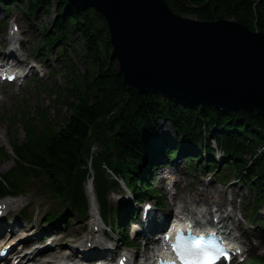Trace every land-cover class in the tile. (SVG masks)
Returning <instances> with one entry per match:
<instances>
[{"label": "trees", "instance_id": "16d2710c", "mask_svg": "<svg viewBox=\"0 0 264 264\" xmlns=\"http://www.w3.org/2000/svg\"><path fill=\"white\" fill-rule=\"evenodd\" d=\"M27 1L30 11L51 14L52 0ZM56 1L55 30L47 34L53 35L52 42H67L72 32L79 31L83 43L80 49L86 54L88 68L85 73L68 79L72 89L63 104L71 114L63 123L42 133L33 123L25 122L27 142L12 141L19 162L3 180L14 193L23 189L33 176L44 177L53 198L73 205L79 214H84L88 204L85 183L91 175V160L95 191L104 215L109 212L108 192L118 188L105 166L132 185L139 199L145 198L151 192L146 179L150 172L140 175L139 170L144 167L148 170L145 162L151 157L155 122L159 117L173 123L182 144H199L210 155L213 148L207 135L210 128H215L210 137L222 145L224 165L242 162L236 164L246 171L244 181L251 188L264 191V150L250 166L244 159L264 146V116L196 105L163 92L142 94L130 89L112 55L104 16L93 7L78 8L69 0ZM166 2L181 16L203 21L235 20L264 32V0ZM95 146L98 150L92 152ZM6 186L0 181V194H4ZM131 209L134 211L133 205L126 215Z\"/></svg>", "mask_w": 264, "mask_h": 264}, {"label": "water", "instance_id": "95a60500", "mask_svg": "<svg viewBox=\"0 0 264 264\" xmlns=\"http://www.w3.org/2000/svg\"><path fill=\"white\" fill-rule=\"evenodd\" d=\"M107 22L125 84L225 111L264 116V32L181 16L166 0H69Z\"/></svg>", "mask_w": 264, "mask_h": 264}, {"label": "rangeland", "instance_id": "374dc122", "mask_svg": "<svg viewBox=\"0 0 264 264\" xmlns=\"http://www.w3.org/2000/svg\"><path fill=\"white\" fill-rule=\"evenodd\" d=\"M57 5L58 2L56 0H52L51 14L48 17L42 16V26L40 28L41 34L37 33V31L29 24L27 17L20 9L14 8L12 14H8L7 12L2 10H0V13L6 18L11 17L12 15L15 16L14 19L9 18L8 25L10 26L13 22L18 23L22 30L21 38L24 40L22 43L23 45H26L29 50H31L32 47L42 39V27H45V29L48 30L53 27L55 19L57 18ZM0 34L2 37L7 38V31L2 30L1 28ZM78 38H81L80 32L74 31L72 34V40L74 41L73 44L76 48H79L77 42ZM74 46H69L67 48V53L68 55H70L76 65L75 71L85 73L87 71L88 65L86 64L83 56L75 52ZM58 55V49L55 48L54 52L50 54L49 60L47 62L48 69L44 70V72L41 74V77H39V82L41 84H46L54 89L52 97H49L46 93H44L42 89L35 90V84H33L32 81L28 82L26 86H19V88L16 87V89H13L12 86H5V88L0 89V93H2V95L0 96V149L7 147V149L11 153L9 138L17 141V138L14 137L15 134L19 135L21 141L24 140V132L21 129L22 122L20 118H15L17 117L16 115L18 111L22 110L23 105L25 106V108L28 107L30 109L32 113L30 114L31 117H37L38 109L44 110L48 118L52 119L53 122H58L70 116L71 111L64 108L58 100L55 101L56 95L58 93L56 92V89H59V91L63 90L67 83V80L64 76L65 73H67L65 63L63 57H57ZM64 56L67 57V55ZM54 70L55 73H52ZM38 106L39 108L37 109ZM15 121H17L18 123L17 132H14V128L10 129V125H12ZM158 133L160 134V136L164 137L174 138L176 136L174 128L169 121L160 122ZM161 142L162 141H159V143ZM94 150H96V148H94ZM10 157L11 158H9V160L0 159V175H4L14 166V155L12 154L10 155ZM168 166L176 169L175 173L178 175V177L175 179L176 182H179L177 195L179 197H183L184 200L189 203V205L192 204L193 200L201 197L202 202L195 207L197 208L199 206H203V209L206 210L210 209L209 204L217 201L224 207L226 206V209L229 210L228 213L235 217L234 226H241L240 235L242 237H246L247 239L251 240L257 239V242L259 240L262 242L264 241V228L261 227L262 222H264V201L260 203V211L256 213V217L253 220L251 217H249L250 210L248 212V217H246L245 210H247L248 207L245 206L240 200L245 198L248 202H250V204H253L254 195L252 193H248L247 190L243 188L242 181L235 179L232 173L230 176L231 182L224 185L219 181V174L216 178H213V176H204V174L200 170L195 171L190 168L189 163L186 161H182L180 159L176 160V162L170 161L168 162ZM161 171L162 169H160V173ZM223 171L225 173L228 172L227 169H223ZM155 186L157 187V185ZM158 187L161 189V194L165 197L168 207L167 211L157 209L158 216H160L161 219L162 216H173L175 213V208L180 205V200H174V198L172 197V193L176 191L173 189L174 192H168L162 183ZM203 188H206V190H208V193L214 195V197L212 199H208V197L203 196L197 197V192ZM27 190L29 193L25 194V196H28L24 198V201L20 202V205L12 208L10 214H17V212L20 211L23 207L28 206V212L34 213L35 220L32 225H24L21 219L13 218L8 223L14 225L16 221L18 222V224L15 225L14 231L16 232L20 229V237L25 235L24 232L36 231L38 234V239L43 238L41 234H43L45 231H48L49 234H52L50 238V246H52L53 244V246L55 247L57 242H61L63 244L58 245L57 249L55 250L59 254L77 252L75 245H77V243L84 238L83 236L88 230V220L90 218V215H88L89 217H86L87 215H85V217H78V214L74 213L70 207H67L68 213L65 220H60L56 223L54 222L55 224H48L47 217L48 215L50 217L49 213L58 205H55L53 203L52 199L49 197L45 189L41 190L39 188V184H34L33 188ZM121 199V194H119L117 191H112L110 193V207L115 210L114 208L117 207ZM213 206L214 209L217 208L216 204H214ZM233 208L236 209L234 213L232 210ZM52 213L55 214L54 211H52ZM113 221H116L115 215L112 216V221H110V223ZM6 223V221H3L1 225H5ZM82 226H84V228H82ZM134 227L137 228V226ZM139 227V229H141L142 226ZM107 229L110 232V238L113 239V244H108L99 248L98 251L91 254L92 257L98 256L100 254H106V250L109 247L112 249L109 253L110 255L113 254V252L117 249L125 248V246L123 245L122 236L118 235L119 231L113 233L111 232L110 227H107ZM128 233L131 239L136 241L138 240L135 237V233L131 230V226L129 227ZM30 235V233H27V235L24 237L27 238ZM62 235H64V237L60 240L59 238H61ZM47 242L48 240L44 241L43 247L47 245ZM138 242V249L134 248L129 250L133 253L134 258H136V262L142 263V259H138L137 256L138 254H142L146 250H148V247L144 245L143 240H140ZM67 246L70 248L67 249ZM52 254L53 250L50 251V255L48 254L47 257L49 258L46 259H51ZM77 254L82 255L79 252H77ZM254 255H258L261 259L264 260V243L254 249V251L250 254V259H252ZM119 256L120 254L115 257L116 261L118 260ZM139 257H141V255H139Z\"/></svg>", "mask_w": 264, "mask_h": 264}, {"label": "bare ground", "instance_id": "6f19581e", "mask_svg": "<svg viewBox=\"0 0 264 264\" xmlns=\"http://www.w3.org/2000/svg\"><path fill=\"white\" fill-rule=\"evenodd\" d=\"M83 8V7H81ZM172 9V8H171ZM173 10V9H172ZM98 12V11H97ZM99 13V12H98ZM102 15V14H101ZM16 41V42H15ZM15 42V43H18L19 42V39H16L14 41H12V43ZM12 48V46H11ZM13 54V51H11V53L9 55H12ZM7 55V56H9ZM162 93V92H161ZM166 95V94H165ZM166 96H169V95H166ZM237 128V127H236ZM234 131V130H233ZM92 187H93V183H92ZM171 190V189H169ZM167 190V191H169ZM89 194H90V198H91V209H90V218H89V222H90V230L86 232V234L83 236L84 238L79 241L77 243V245L75 246L76 249H79V250H85L86 248H88L89 244H91L92 246H96L98 245V247H102L104 246L105 244L107 245L105 239H104V235H105V232L103 230L101 231H96L94 228L95 226H98L100 229H102V222L100 220V216H99V207H98V204H97V201H96V198H95V193H94V190L91 188V185L89 186ZM197 194L199 196H203V197H208L209 198H213V197H210L209 193H208V190H206V188H203L202 190L198 191ZM221 199V198H220ZM5 202V201H4ZM192 207H193V204L195 205V203L197 201H192ZM18 203V201H10L8 202V206H9V209H11L13 206H15L16 204ZM214 203V202H213ZM191 206V205H190ZM148 211V210H146ZM178 211H181V215L183 216L184 213H188L186 215V217L188 216L191 221L193 218L192 214H189V213H192V211H190V209H187V210H178ZM198 216V214H197ZM154 217V215L152 216ZM230 222H234V220H230ZM84 227V226H82ZM9 228H12V226L10 225H5L2 230H0V233L2 232H5L7 233L9 230ZM203 228H206V227H203ZM11 232V236L15 234L14 230L11 229L10 230ZM49 232H47L48 234ZM10 236V234H8ZM8 236V237H9ZM4 237H6V234L4 235ZM12 238V237H11ZM8 239V241L5 243L6 245L7 244H12L14 242V240H11ZM168 242H170V240H167L166 242L163 243V245L167 244ZM254 242H256V240L254 239L252 241V244H254ZM264 242H260L258 243L257 245H262ZM62 244V243H60ZM59 245V244H57ZM105 245V246H106ZM54 249L56 248L53 247ZM52 250V249H51ZM50 251V250H49ZM53 255H52V259L50 261H46V262H42V263H38V264H62L63 262H68L70 261L71 264H82V259H80L79 257L75 256L74 254L72 253H68V254H58L55 250H53ZM24 253V252H23ZM23 253H19L18 256H17V259L19 260V264H23L24 262H30L32 264H36V261H33L31 260V258L27 257V254H23ZM39 253L37 252L36 255H38ZM125 253H123L122 255H124ZM158 254V250H154L153 251V255L152 258L151 256H149L148 258L150 259H154L155 258V255Z\"/></svg>", "mask_w": 264, "mask_h": 264}, {"label": "snow or ice", "instance_id": "6c2138e0", "mask_svg": "<svg viewBox=\"0 0 264 264\" xmlns=\"http://www.w3.org/2000/svg\"><path fill=\"white\" fill-rule=\"evenodd\" d=\"M181 264H215L218 254L201 246H187L177 242L173 245Z\"/></svg>", "mask_w": 264, "mask_h": 264}]
</instances>
